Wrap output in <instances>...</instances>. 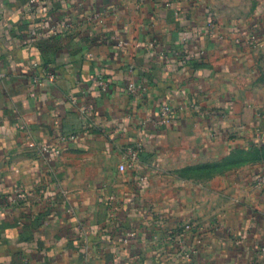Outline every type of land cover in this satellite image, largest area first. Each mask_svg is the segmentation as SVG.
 <instances>
[{
  "label": "crops",
  "instance_id": "1",
  "mask_svg": "<svg viewBox=\"0 0 264 264\" xmlns=\"http://www.w3.org/2000/svg\"><path fill=\"white\" fill-rule=\"evenodd\" d=\"M244 11L0 0V264H264V101ZM163 104L177 110L165 126ZM136 147L139 169L121 171Z\"/></svg>",
  "mask_w": 264,
  "mask_h": 264
},
{
  "label": "rangeland",
  "instance_id": "2",
  "mask_svg": "<svg viewBox=\"0 0 264 264\" xmlns=\"http://www.w3.org/2000/svg\"><path fill=\"white\" fill-rule=\"evenodd\" d=\"M242 5L246 9L241 15L244 26H249L252 31L249 43L257 51V57H254L256 64L249 73L254 78V85L260 90L258 91L264 101V0H242Z\"/></svg>",
  "mask_w": 264,
  "mask_h": 264
},
{
  "label": "built area",
  "instance_id": "3",
  "mask_svg": "<svg viewBox=\"0 0 264 264\" xmlns=\"http://www.w3.org/2000/svg\"><path fill=\"white\" fill-rule=\"evenodd\" d=\"M50 80H54V76L49 77ZM130 89H133V86L130 87ZM82 114H88L92 112V107L85 105L81 109ZM177 110L170 104H163L160 108L158 117L155 122L165 126L171 123L176 114ZM41 152L48 156V160H51L53 157H56L60 154L59 147L56 146H49V145H42L40 148ZM140 153H141V147L136 148H130L126 150V157L124 162L120 165V170L125 171L128 168L131 169H139L138 164L140 160ZM147 179L145 177H142V182H145ZM15 198L14 202L22 203L27 200V193L20 187H15ZM187 230H192L193 226L191 224H187L185 226ZM181 249H184V244L181 245Z\"/></svg>",
  "mask_w": 264,
  "mask_h": 264
}]
</instances>
